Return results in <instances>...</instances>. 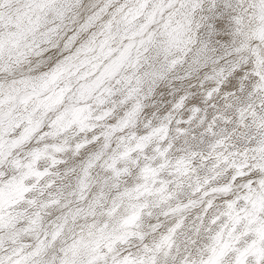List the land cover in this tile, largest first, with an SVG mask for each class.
I'll use <instances>...</instances> for the list:
<instances>
[{
  "label": "snow or ice",
  "instance_id": "6c2138e0",
  "mask_svg": "<svg viewBox=\"0 0 264 264\" xmlns=\"http://www.w3.org/2000/svg\"><path fill=\"white\" fill-rule=\"evenodd\" d=\"M0 264H264V0H0Z\"/></svg>",
  "mask_w": 264,
  "mask_h": 264
}]
</instances>
